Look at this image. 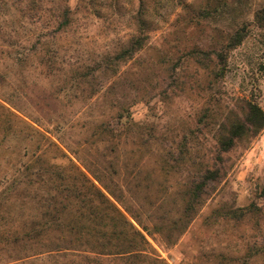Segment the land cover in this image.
I'll return each instance as SVG.
<instances>
[{
	"label": "rangeland",
	"instance_id": "rangeland-1",
	"mask_svg": "<svg viewBox=\"0 0 264 264\" xmlns=\"http://www.w3.org/2000/svg\"><path fill=\"white\" fill-rule=\"evenodd\" d=\"M249 102L264 112V0H0V264H125L94 253L107 240L91 228L110 223L79 171L151 230L166 264H264V127L217 143ZM213 164L195 219L158 233Z\"/></svg>",
	"mask_w": 264,
	"mask_h": 264
},
{
	"label": "trees",
	"instance_id": "trees-1",
	"mask_svg": "<svg viewBox=\"0 0 264 264\" xmlns=\"http://www.w3.org/2000/svg\"><path fill=\"white\" fill-rule=\"evenodd\" d=\"M206 16H209V13H206ZM137 17L139 20L138 22L140 23L139 25L141 27V25H143L141 15H138ZM60 27H62V25L58 26L59 29ZM230 40L231 41L228 44V47L235 48L240 45L243 40V36H241L239 32H235V35ZM145 41V37L131 40L130 42H128L127 46L123 47L120 53H117L116 55L108 58V64L110 63L109 65H115L117 63H120L121 61L129 59L134 53L142 49ZM216 57L218 59H222L221 55H218ZM102 64L103 67L106 66V63L103 60ZM246 110L247 111L243 122L235 121L229 124L228 127L226 125L222 127L220 126L217 143L219 144L221 153L230 151L237 140H240L244 137H249V135L256 136L264 127V112L258 105L249 102L246 104ZM13 115L17 124L21 126L18 127L19 129L23 130L24 132L26 131L29 133L32 132V134H39V131L35 129L32 124L27 123L17 114ZM4 129V134L6 132V136L9 129ZM16 145L18 146L16 151L20 149V147H22L21 143H17ZM22 149L24 150L26 149V147H22ZM19 153L17 152L16 154L18 157L20 156ZM42 159V157H39L37 158V161L41 163L43 161ZM214 161L221 162L222 159L217 156ZM26 169H29V167H26ZM75 169H77L78 171V168L75 167ZM219 175V168H216L215 164L209 167L203 174L198 175L199 179H201V183L195 184L194 182H192L191 187L185 193L186 197L183 203V208L179 212L177 218L170 221V223H168L165 228H160V230H158L159 225L154 224L158 233H161L162 230L171 232L170 230H176L177 227L179 228V230L185 231L190 223L195 219L196 214L202 206L201 196L204 194L203 190L205 189L206 185L217 181ZM78 177H80V180L82 181L81 186L88 187V190H90L89 192L94 193L95 198H97L96 202L93 201L95 206L91 202V206L89 207V209H96L94 214L100 217L105 216V218L110 223L108 230L100 231V228H91L96 238L107 240V244L97 245V249H102L100 250V252H94L98 258H122L125 260V264H166V262L156 257L149 250L150 245L143 232L149 233L151 230H149L147 226L144 225L139 219L133 218V216L131 217L129 212L125 208L120 209L117 204L114 203H117V201L111 195V192L109 193L107 191L108 195H110L112 199H114V202L108 199L105 196L104 192L95 184V182H97L103 190H106V187L103 186V183L97 176H93L92 174L93 178L91 179L87 175L83 174V172L79 171ZM78 177H74L72 179L70 176L64 175L63 178L61 177V180H78ZM13 183L18 184V181L13 180ZM105 211L109 213L107 214ZM80 215L83 216V213H80ZM221 215V218L225 220H238L244 216V213L238 214V211L234 210L227 211ZM130 219H134L138 227L135 226ZM66 227H68L71 231H75L78 229L80 233L83 232L82 230H84L87 235L91 233L86 231L87 227L82 225V222L80 223V226H78V228L75 222H68L66 224ZM99 233L101 234V237H97Z\"/></svg>",
	"mask_w": 264,
	"mask_h": 264
}]
</instances>
